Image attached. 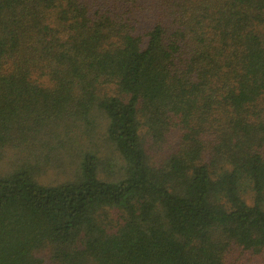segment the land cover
I'll return each mask as SVG.
<instances>
[{
    "label": "trees",
    "instance_id": "trees-1",
    "mask_svg": "<svg viewBox=\"0 0 264 264\" xmlns=\"http://www.w3.org/2000/svg\"><path fill=\"white\" fill-rule=\"evenodd\" d=\"M0 264H264V0H0Z\"/></svg>",
    "mask_w": 264,
    "mask_h": 264
},
{
    "label": "rangeland",
    "instance_id": "rangeland-1",
    "mask_svg": "<svg viewBox=\"0 0 264 264\" xmlns=\"http://www.w3.org/2000/svg\"><path fill=\"white\" fill-rule=\"evenodd\" d=\"M98 131H99V133H100V135H99V137H100V138H99V142H100V144H101V143H102V140H103V139H102V135H103V134H102V127L99 128ZM101 134H102V135H101Z\"/></svg>",
    "mask_w": 264,
    "mask_h": 264
}]
</instances>
